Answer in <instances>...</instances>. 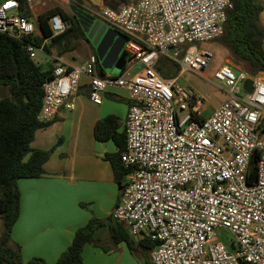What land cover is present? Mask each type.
<instances>
[{"label": "built area", "instance_id": "obj_1", "mask_svg": "<svg viewBox=\"0 0 264 264\" xmlns=\"http://www.w3.org/2000/svg\"><path fill=\"white\" fill-rule=\"evenodd\" d=\"M24 2L30 6L34 0ZM232 8V0H138L86 8L128 37L122 74L101 75L91 54L75 66H54L43 84V122L75 107L82 76L89 79L95 104L111 88L127 92L120 154L127 173L111 217L130 236L155 243L150 264H264V72L236 74L229 62L221 64L214 77L228 87V97L205 115L200 94L156 68L164 56L181 72L201 74L212 60L202 45L222 35ZM49 25L52 35L66 29L60 14ZM35 31L20 0L0 2L1 33L21 40L35 37ZM38 48L26 42L32 58ZM135 64L140 68L131 74ZM252 159L256 176L250 180ZM218 228L233 234L236 250L218 237Z\"/></svg>", "mask_w": 264, "mask_h": 264}, {"label": "crops", "instance_id": "obj_2", "mask_svg": "<svg viewBox=\"0 0 264 264\" xmlns=\"http://www.w3.org/2000/svg\"><path fill=\"white\" fill-rule=\"evenodd\" d=\"M74 1L78 3V0ZM136 1L127 0L126 3ZM83 3L105 5L104 0H83ZM64 4L62 0H34L28 6L29 19L36 23V36H41L37 15L56 6L64 9ZM86 5L83 8H87ZM260 20L264 24V9ZM45 44H49V40ZM91 54H95L91 42L79 39L73 50L62 54L56 47L49 51L39 47L34 59L43 68L59 64L75 66ZM129 105L128 94L121 88L107 90L101 104L93 103L89 98V79L82 76L75 107L61 109L47 127L36 132L32 146L39 149L54 147V150L44 165L46 174L17 180L21 193L20 214L11 239L20 246L24 262L41 257L54 263L71 244L76 230L85 226L91 217L110 219L121 193L111 162L105 156L118 153L119 147L113 139H96L94 126L97 121L112 115L119 124L117 133H124ZM129 237L133 249L125 241L114 244L108 226L101 228L96 244H85L82 264H150V248L140 242L144 237Z\"/></svg>", "mask_w": 264, "mask_h": 264}, {"label": "trees", "instance_id": "obj_3", "mask_svg": "<svg viewBox=\"0 0 264 264\" xmlns=\"http://www.w3.org/2000/svg\"><path fill=\"white\" fill-rule=\"evenodd\" d=\"M232 1L233 8L227 12L223 33L218 41L229 50L232 59L241 64L244 71L252 75L264 72V24L260 20L264 6L255 3L256 0ZM77 2V7L83 8L86 5L83 0ZM126 2L127 0H104V4L111 7ZM20 11L27 18L31 16L30 8L24 0H20ZM56 14L63 17L66 29L61 34L52 35L49 19ZM36 19L41 36L20 40L0 32V84L7 86L9 90V96L0 98V219L3 224L0 234V264H82L85 244H96L97 233L105 226H108L114 244L125 241L133 249L125 225L112 217H91L85 226L76 230L71 244L54 263L41 257H33L24 262L20 246L12 242L11 233L20 214L21 202L17 180L46 174L44 165L54 150V147L39 149L32 146L36 132L51 122H43L38 116L42 106L43 84L52 76L54 66L43 68L37 63L27 51L26 42L41 47L43 40L47 38L49 44H44L43 49L49 51L56 47L58 53L62 54L73 50L77 40L88 41L72 11L67 12L56 6L38 14ZM156 68L161 76L170 78L178 65L160 56ZM98 71L104 75L101 66H98ZM118 126L116 117L106 116L95 124L94 135L101 141L113 139L119 147L118 153L105 157L111 162L114 179L121 193L127 170L120 158L125 147V133L118 134ZM255 163V159H252L249 167L250 180L256 176ZM113 222L116 223L112 225ZM140 242L150 248V251L155 246L148 238H143Z\"/></svg>", "mask_w": 264, "mask_h": 264}, {"label": "rangeland", "instance_id": "obj_4", "mask_svg": "<svg viewBox=\"0 0 264 264\" xmlns=\"http://www.w3.org/2000/svg\"><path fill=\"white\" fill-rule=\"evenodd\" d=\"M62 1L65 2L64 10L67 12H71L69 5L73 4L74 6H76L74 0H62ZM82 9L87 11L85 8ZM202 46L210 50L212 53V60L209 63V65L204 70H202V73L198 74L190 71L181 72V70L178 67L176 72L170 78L178 77L177 82L180 85L184 87H190L194 89L198 94H200L204 100V106L202 108V112L204 114H210L216 107H218L228 97V87L222 82H219L214 77L215 70L224 62H229L233 66L232 67L233 71L236 74H238L241 71V69L243 70V68L241 64L235 62L232 59L229 50L225 46H223L218 41V39L203 44ZM174 52L175 50H171L169 54L173 55ZM42 54L43 52L40 53V55ZM75 55L78 57V54ZM127 58H128V52H127L126 60ZM123 68L124 67L115 66L111 69H106L105 74L120 75L123 71ZM139 68L140 65L135 64L132 67L130 73L133 74L137 72ZM6 96H9L8 87L0 84V98ZM2 229H3V224H2V220L0 219V234L2 232ZM216 232L218 237L226 244V246L230 250L233 251L236 250V244L234 243V236L229 230L218 228Z\"/></svg>", "mask_w": 264, "mask_h": 264}, {"label": "water", "instance_id": "obj_5", "mask_svg": "<svg viewBox=\"0 0 264 264\" xmlns=\"http://www.w3.org/2000/svg\"><path fill=\"white\" fill-rule=\"evenodd\" d=\"M255 3L264 5V1L256 0ZM70 9L78 19L88 41L95 48V54L100 66L106 70L115 66L124 67L127 52L125 44L128 37L118 30L109 27L89 12L80 7L70 5ZM245 87L252 90V80L245 81Z\"/></svg>", "mask_w": 264, "mask_h": 264}, {"label": "snow or ice", "instance_id": "obj_6", "mask_svg": "<svg viewBox=\"0 0 264 264\" xmlns=\"http://www.w3.org/2000/svg\"><path fill=\"white\" fill-rule=\"evenodd\" d=\"M8 5H5V7H7Z\"/></svg>", "mask_w": 264, "mask_h": 264}]
</instances>
